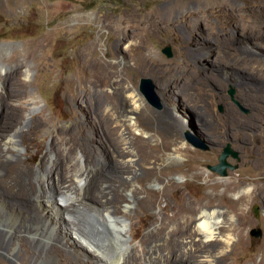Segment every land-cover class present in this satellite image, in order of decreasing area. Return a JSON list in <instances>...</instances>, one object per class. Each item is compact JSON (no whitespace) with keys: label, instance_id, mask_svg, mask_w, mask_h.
<instances>
[{"label":"rangeland","instance_id":"1","mask_svg":"<svg viewBox=\"0 0 264 264\" xmlns=\"http://www.w3.org/2000/svg\"><path fill=\"white\" fill-rule=\"evenodd\" d=\"M80 14L89 16L81 18ZM147 16L151 18V21L147 19L149 27L145 26ZM119 39H123L125 47L135 43L138 46L131 52L119 50L116 48ZM88 45L92 46L90 56L94 59L112 60L115 56L116 61L123 62L119 68L125 67V74L115 75L106 87L108 91L119 86L115 81L121 77L125 79L124 86L140 92V79H153L157 104L149 102L141 92L143 104L150 106L156 114L170 110L169 125L189 145L191 152H188L193 154L189 161L188 157L182 156L160 165L175 170L168 180L158 182L157 175L146 180L145 188L155 195L151 200L153 206L148 209L134 206L129 214L133 235L150 233L159 226L161 215L175 221L176 209L187 197L204 204L217 199L228 210L241 208L231 224H238L240 216L247 221L246 242L242 243L238 256L231 257L229 264L260 262L263 259L260 247L264 245V0H0V47L3 46L0 64L4 63L6 67L0 71L3 75L0 100L2 94L7 105L18 106L26 105L35 97L41 107L27 112L26 117L31 118L43 110L50 126L72 125L69 113L65 117L61 113L64 107L61 93L67 83L78 78L79 71H84L86 63L80 59L79 52ZM166 46L172 47V57L163 52ZM187 48L194 56L196 79L192 73H187L183 64L187 59ZM132 55L138 59L134 60ZM94 67L101 69L97 65ZM17 68L28 69V76L13 77L17 86L4 82L6 78H12L8 73ZM173 69H179V72L169 81L166 93H162L160 78ZM177 87L185 90L187 99L175 91ZM86 94L80 91L76 97L84 109ZM186 106L192 114L191 121L185 117ZM134 117L136 120L137 116ZM82 120L87 126L86 118L82 117ZM149 123L146 118H141L135 133L140 134L141 128ZM31 136L32 151L27 152L25 158L36 152L38 144L46 152L52 139L49 131L39 130ZM159 137L153 138L149 149L158 151L156 144H159L158 140L162 141ZM101 138L100 133L94 134L92 146L96 151L92 162L102 153ZM227 145L238 153L236 158L228 157L237 168L228 169L227 175H221L211 165L219 162ZM43 152H38L35 164L41 161ZM188 169L191 170L189 178L185 174ZM209 173L212 175L208 176ZM45 176L40 184L41 191L49 190V175ZM170 180L174 187L165 192L163 185ZM232 181L237 192L225 191L226 184H232ZM244 186H249L251 191L244 204L239 206L237 200ZM66 203L58 199L57 205L62 208ZM255 205L260 208L259 216L254 213ZM41 208L44 209V205L39 206L40 211ZM46 213L40 216L47 221L50 216ZM64 216L65 220L72 219L70 215ZM26 218L21 216V221L24 223ZM49 220L55 222L58 219ZM65 220L57 223L51 243L58 242L61 250L79 259L66 263L58 250L51 248L48 251L50 258L43 264H95L90 251H87L88 255L80 253L83 247L77 235L66 230ZM258 227L263 230V235H251V229ZM129 240L131 245H141L140 238L130 237ZM15 246L21 248V242L17 241ZM0 257L11 261L14 253L0 250Z\"/></svg>","mask_w":264,"mask_h":264},{"label":"bare ground","instance_id":"2","mask_svg":"<svg viewBox=\"0 0 264 264\" xmlns=\"http://www.w3.org/2000/svg\"><path fill=\"white\" fill-rule=\"evenodd\" d=\"M78 16L87 18L89 15ZM149 21L145 22L146 27H149ZM123 43V39L117 40L116 48L131 52L138 46L135 43L125 47ZM91 49V45L81 48L79 57L86 63L84 71H79L78 78L67 83L61 93L64 104L61 113L64 117L69 113L72 125L50 126L43 110L28 118L27 112H33L40 106L35 97L26 105L10 106L3 101L4 95L1 94L0 250L14 253V260L7 261L0 257V261L3 264H43L50 258L48 251L51 248H56L66 263L78 260L70 252L61 250L58 242L51 243L56 235L57 223L65 220L64 215L67 214L72 219L65 220L66 230L77 235L83 247L80 253L88 255L87 251H90L95 264H229L231 257L238 256L247 238L244 232L247 221L240 216L238 224H231L230 221L239 216L241 208L228 210L217 199L204 204L187 197L176 209L175 221L161 215L158 218L159 226L150 233L133 235V222L129 214L134 206L145 209L153 206L151 200L155 195L145 188L146 180H150L152 175H157L158 182L168 180L175 170L171 166L160 165L182 156L188 157L189 161L191 157L193 159V154L189 145L169 125L170 110L156 114L150 106L143 104V95L139 90L124 86L123 77L115 81L119 86L113 91L106 89L112 78L124 75L126 69L119 68L123 62L116 61L115 56L112 60L92 58ZM187 50V59L183 64L187 73H192L191 76L196 79L194 56L190 49ZM132 56L134 60L138 59ZM95 65L101 69L95 70ZM5 68V64L1 63L0 71ZM178 70L173 69L160 78L162 93H166L169 81L177 75ZM28 73V69H14L8 73L12 78H6L4 82L17 86L13 77L21 74L27 77ZM1 77L3 79L0 73ZM188 84L191 86V82ZM176 89L184 99L188 98L185 90ZM80 91L88 93L84 96L86 110L76 99ZM185 108V117L191 121L192 114L187 106ZM134 115L137 116L136 120ZM82 117L86 118L87 126ZM141 118L151 123L141 128L138 134L135 131ZM39 130L51 132L49 149L43 152L42 146L35 144L36 152L25 158L24 155L32 147L29 137ZM98 133L102 137V153L92 162L96 151L92 146L93 137ZM158 135L162 137V141L158 140L159 144H156L160 150L149 149V144ZM38 152L43 153L41 161L35 164ZM187 171L185 174L189 178L191 170ZM45 175H49V190L41 191L40 184ZM173 187L174 183L170 180L163 185V190L166 192ZM225 191L237 192V186L233 181L232 184L228 182ZM242 191L237 200L239 206L244 204L251 188L244 186ZM58 199L67 202L65 207L57 205ZM41 205L45 207L41 208L43 214L47 212L49 218L58 220H44L40 216ZM21 216L27 217L24 223ZM30 236L33 239L29 240ZM130 237L140 238L141 245H131ZM17 241L21 242V248L15 246ZM260 251L263 259L249 264H264V245Z\"/></svg>","mask_w":264,"mask_h":264},{"label":"water","instance_id":"3","mask_svg":"<svg viewBox=\"0 0 264 264\" xmlns=\"http://www.w3.org/2000/svg\"><path fill=\"white\" fill-rule=\"evenodd\" d=\"M163 52L168 56V57H172L173 56V51H172V47L171 46H166L163 49ZM139 88L141 90V92L144 94V96L146 97V99L153 103V104H157L156 102V92H155V85L153 82V79L151 77H142L140 79V84H139ZM234 92V89L231 90V93ZM222 110V107H220ZM232 156V157H238V153L235 152L230 145H227L224 150L222 151V153L219 156V162L215 165H211V168L216 171L217 173L221 174V175H227L228 174V169H235L237 168L236 164H232L231 162L228 161V157ZM254 213L256 216H259L260 214V208L258 205H255L254 208ZM251 235L255 236V237H261L263 235V230L258 227V228H252L250 231Z\"/></svg>","mask_w":264,"mask_h":264}]
</instances>
